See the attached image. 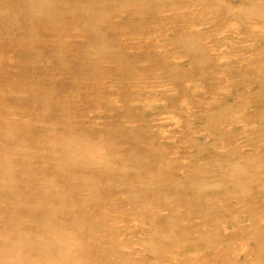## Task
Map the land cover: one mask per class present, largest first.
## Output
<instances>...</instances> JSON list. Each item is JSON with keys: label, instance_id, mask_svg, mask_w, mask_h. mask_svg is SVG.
Segmentation results:
<instances>
[{"label": "rangeland", "instance_id": "rangeland-1", "mask_svg": "<svg viewBox=\"0 0 264 264\" xmlns=\"http://www.w3.org/2000/svg\"><path fill=\"white\" fill-rule=\"evenodd\" d=\"M0 264H264V0H0Z\"/></svg>", "mask_w": 264, "mask_h": 264}]
</instances>
